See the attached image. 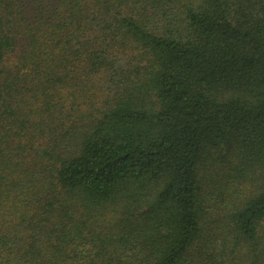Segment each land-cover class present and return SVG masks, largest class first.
<instances>
[{
  "label": "trees",
  "instance_id": "16d2710c",
  "mask_svg": "<svg viewBox=\"0 0 264 264\" xmlns=\"http://www.w3.org/2000/svg\"><path fill=\"white\" fill-rule=\"evenodd\" d=\"M0 264H264V0H0Z\"/></svg>",
  "mask_w": 264,
  "mask_h": 264
}]
</instances>
